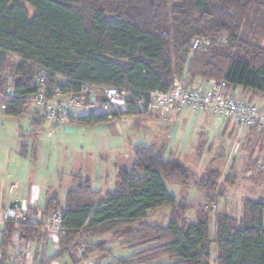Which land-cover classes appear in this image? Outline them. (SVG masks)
<instances>
[{
  "label": "trees",
  "instance_id": "obj_1",
  "mask_svg": "<svg viewBox=\"0 0 264 264\" xmlns=\"http://www.w3.org/2000/svg\"><path fill=\"white\" fill-rule=\"evenodd\" d=\"M222 35L228 38L226 46L218 42ZM197 39L211 45L195 50ZM263 40L264 0H0V107H5L0 113L19 117L33 106L40 69L47 72L46 100L79 96L85 86L127 93V112L71 115L68 124L76 126L147 119L139 113V101L147 106L150 93L167 92L175 79L189 88L199 79L225 81L231 93L240 89L242 98L247 93L264 98ZM11 55L20 61L12 62ZM43 121L31 118L34 125ZM134 150L131 170L117 173L113 190L97 191L90 179L75 177L63 207L57 194L47 195L43 209H28L26 222L3 226L0 249L13 247L18 231L20 240L46 239L34 220L60 210L65 234L58 250L38 264L65 257L66 264H80L95 255L108 256L109 264H161L166 259L169 264H264V201L246 198L240 219L216 214L211 238L209 213L201 211L196 223H188L191 208L165 185L190 186L195 176L154 146ZM219 178L210 171L194 184L209 199ZM161 209L171 211L168 226L148 223L149 214ZM107 235L127 250L126 256H116L105 240L93 241ZM81 247L77 257L73 251ZM5 260L3 255L0 264Z\"/></svg>",
  "mask_w": 264,
  "mask_h": 264
},
{
  "label": "rangeland",
  "instance_id": "obj_2",
  "mask_svg": "<svg viewBox=\"0 0 264 264\" xmlns=\"http://www.w3.org/2000/svg\"><path fill=\"white\" fill-rule=\"evenodd\" d=\"M218 42L220 45L226 46L228 42L227 36L222 35L218 39ZM262 44L264 45V40ZM244 99L247 100L246 98ZM255 105L264 107V104L257 103ZM33 106L36 107L34 103ZM32 111L31 106L19 117L0 114V206L8 201L9 197L12 198L15 196L9 195L10 185L13 182H18L19 191L20 189L27 190L31 185L41 189H44L46 186H53L56 189L54 193L59 197L60 205L64 206L67 192L72 187L73 175L90 179L93 183L97 182L103 187L107 185L108 189L113 190L117 174L115 168L131 170L135 162V152L134 148H131L129 145L128 135L123 138L114 137L110 134V131L99 133L95 127L85 126H76L75 132L68 134L64 132V127H57L53 130L51 122L44 118H39V120H44L41 125L32 124ZM78 113L86 114L88 111L80 110ZM143 115L149 116V114ZM193 115L196 114L194 113ZM36 117L34 114L33 118ZM138 119L141 118H129L126 125L130 126L131 129L127 131L136 134V136H144V126L138 131L135 129V123L139 121ZM215 119L218 125L227 123L226 120L221 118L217 117ZM232 127L229 124L226 135L222 139H216L217 143L225 142V155L221 154V156H225V160H227V154L230 152L229 157L231 161L229 162L231 163H233L237 152V148L235 149L234 146L238 139L242 137V133H244L237 126H235V129ZM208 135L204 137L193 134L190 136L188 142H181V138L175 141L176 143L173 145L166 141L164 145L165 158H172L186 166L190 174L195 176V179H193V183L190 186L183 187L173 181H166L165 185L171 194L180 199L179 202L191 208L188 212V223L191 220L193 223H196L197 220L195 217L201 211H207L209 213L211 220V238H214L216 214L228 213L240 219L242 217L244 200L246 198L264 199V189L257 190L259 186L257 184L252 185L248 179L243 180L242 178H238V182L236 183L234 182L235 176H227L228 174L232 175V172L225 166V162L217 161L218 156L208 155L205 152V150L207 151L208 145L212 144L216 138L214 133ZM130 138L134 145L138 144L135 143L136 138L132 136ZM146 138L148 140L146 144H153L149 135ZM178 147L180 150L177 153ZM170 151H173L174 155H171ZM212 170H220L222 175L217 171L215 172L217 175H220L219 185L215 193H212V198L209 197L207 199L208 194L204 190L199 189L194 183L198 182L201 177L206 176ZM227 179L229 182L226 181ZM247 187L251 188L250 191ZM222 191L223 195L217 200L216 196L222 194ZM45 196L46 194L43 195V199ZM212 199H215L214 203H210ZM57 212L61 211L58 210ZM170 213L171 211L169 209L151 212L148 223L154 225L160 224L163 227H167ZM49 216L42 217L41 214L36 218L41 223L42 231ZM1 235L0 233V240L2 239ZM104 240L109 243L108 248L116 256L127 255V250L124 249L122 252L119 242H113L110 235L97 238L96 242ZM26 243L29 244L30 242ZM110 246L113 248H110ZM10 249L13 251V247H10ZM41 249L48 257L54 254L52 247L48 249L47 246H42ZM82 249L84 248H76L73 253L78 257L83 252ZM212 251V260H214L216 256L215 246H213ZM15 257V261L19 264L23 263V254L19 253ZM68 262L69 257H65L59 263L66 264ZM97 263L109 264L110 260L106 255H95L88 262H82L80 264ZM160 263L169 264L173 262L166 259ZM211 264L214 263L212 262Z\"/></svg>",
  "mask_w": 264,
  "mask_h": 264
},
{
  "label": "built area",
  "instance_id": "obj_3",
  "mask_svg": "<svg viewBox=\"0 0 264 264\" xmlns=\"http://www.w3.org/2000/svg\"><path fill=\"white\" fill-rule=\"evenodd\" d=\"M211 42L206 39H197L192 47L195 50L209 47ZM12 62H19L17 56L11 55ZM61 78V77H59ZM47 72L40 69L37 72L39 93L34 97L33 103L38 108L32 112L38 118H44L56 126H65L69 123L71 115L81 109L96 113H125L127 112V93L112 87L85 86L79 96L70 95L62 97L58 95L54 100H46ZM230 88L225 81L209 83L204 79L196 81L194 87L189 88L184 81L175 79L172 87L167 92H152L149 94V104L145 106L144 100L139 101V113L155 115L167 118L174 112H180L185 108L195 114H204L213 111L215 115L226 121H231L241 131L255 130L264 132V107L249 104L242 97H237L239 89L234 94H229ZM9 95L14 97L13 89L9 88ZM5 107H0V112ZM36 117V118H37ZM129 118H121L120 121L128 122ZM16 186H12L9 194H15ZM19 206L11 209L9 206L0 210V227L6 226L10 221L16 225L28 220L27 201L19 202ZM36 223L37 220L35 219ZM44 233L54 234L58 240L65 234L63 215L61 212L51 214L44 224ZM17 237L20 236L18 231ZM59 242V241H58ZM3 257L0 254V263Z\"/></svg>",
  "mask_w": 264,
  "mask_h": 264
},
{
  "label": "crops",
  "instance_id": "obj_4",
  "mask_svg": "<svg viewBox=\"0 0 264 264\" xmlns=\"http://www.w3.org/2000/svg\"><path fill=\"white\" fill-rule=\"evenodd\" d=\"M229 92H230L229 94H231V91ZM232 94L236 96L235 92ZM239 96H240V89H239V94L237 95V97ZM246 99L253 105L257 103L264 104V98H261L259 95H254L252 93H247ZM32 110L36 111L38 110V108L32 106ZM81 110H85V109H81ZM79 111L74 112L73 116H81V115L88 114V113L79 114L78 113ZM193 114L194 113H192L190 109L185 108L180 112L172 113L171 115H169L167 118H164V119L157 118V116L155 117L152 115H149L150 117L147 119H138L139 121H136L135 123L136 124L135 129L138 131L139 129L142 128V126H144L145 127L144 136H141V135L136 136V134L132 132L129 133L127 130L131 129V127L126 125L128 122L115 121V122L98 125L94 127L99 133H103V132L106 133L110 131V134H112V136L114 137L123 138L128 135L129 136L128 141H129V145L131 146V148L133 147L135 149L137 146H140V145L154 146L163 154L165 153L164 145L166 144V141H168V143L173 145L174 143H176L175 141H178V139H181V138H182L181 142H188L190 139V136L193 134L194 135L197 134L199 136L205 137V136H209L208 134L214 133V136L216 138L212 142V144L208 145L207 151L204 149L205 152H207L208 155H213L215 157L218 156L216 159L217 161L219 160L221 162L223 161L225 162V166L228 167L229 170L232 172V175L228 174L227 176H235L234 182L237 183L238 178H242L243 180L248 179L250 180V183L252 185L257 184L259 186L257 190L264 189V132L259 133V132H256L255 130H245V131L240 130L241 132H244V133H242L243 135L242 137L238 139V141L236 140L237 142L234 148L235 149L237 148V152H236L233 163H231L229 162L231 161L230 160L231 158L229 157L230 152L227 154L228 155L227 160H225L226 159L225 156L223 157L221 156V154L225 155V152H224V147L226 146L225 142L217 143L216 139L218 138L222 139L226 135V133L228 132L229 124H231L234 127V129H235V125L231 121H226L227 123L218 125L215 119L218 116L215 115L213 111H209L207 113L199 114V115L198 114L193 115ZM51 124H52L53 130L56 129L57 127H64L65 133L69 134V133L75 132L76 125L68 124L65 126H56L52 122ZM139 134H142V133H139ZM145 135L150 136L151 140L153 141V144L151 145L146 144L148 143V140ZM131 136L136 138L135 143H138V144L134 145V143L132 142L130 138ZM179 150L180 148L178 147L177 153ZM170 154L174 155V152L170 151ZM115 170H116V173H118L121 170V168L119 169L118 167H116ZM212 171L213 172L217 171L218 173L222 175V172L220 170H212ZM77 176L79 175H73L71 186H73L74 178ZM12 186H16L17 189L19 188L18 182L11 183L10 188ZM93 188L103 193L111 191L110 189L107 188V185L103 187V186H100L97 182L93 183ZM247 188L250 191L251 188L250 187H247ZM252 189H255V188H252ZM55 191L56 189H54L53 186L51 187L46 186L44 189H41L37 186L35 187L31 185L28 187L27 190L20 189L19 191L18 189L16 190L15 194H13L15 195L14 197L12 198L9 197L8 201L4 202L0 206V210H4L8 208L15 201L21 202L24 200L27 201L28 208L32 209V211L34 209H39V210L43 209L45 205L44 202H45L47 195H53L55 194L54 193ZM45 194L46 196L43 199V195ZM179 200L180 199L178 198V201ZM254 200H257V199H254ZM260 200L264 201L263 198H260ZM30 214H32V212H30ZM195 218L197 220V217ZM190 223H193L192 220ZM3 230H4V227L1 226L0 227L1 234ZM1 236H2V239L0 241L2 242L3 234ZM96 239H94L93 241L96 242ZM58 241H59L58 236L54 234H50V235H47L46 239L35 240L34 242H30L29 244H27L26 243L27 241L20 240L15 235L12 239L13 251L10 248L8 250L0 249V254H2V257L3 255L6 256V260L3 262V264H19L14 259L16 258L15 255L19 253L23 254V257H24L23 263L21 264H38L40 263L41 258L45 260L51 257V256L50 257L46 256L45 252L42 251L41 247L47 246L48 249L52 247L53 252H56L59 248ZM112 246H110V248H113ZM121 251L123 252L124 250L121 249ZM51 264H60V263L58 261H54Z\"/></svg>",
  "mask_w": 264,
  "mask_h": 264
},
{
  "label": "water",
  "instance_id": "obj_5",
  "mask_svg": "<svg viewBox=\"0 0 264 264\" xmlns=\"http://www.w3.org/2000/svg\"><path fill=\"white\" fill-rule=\"evenodd\" d=\"M19 205H20L19 202L15 201V202H13V203L10 205V207H11V209H15L16 206H19Z\"/></svg>",
  "mask_w": 264,
  "mask_h": 264
}]
</instances>
